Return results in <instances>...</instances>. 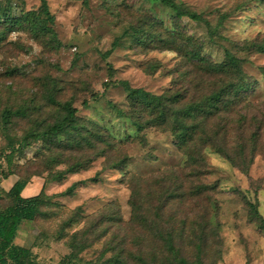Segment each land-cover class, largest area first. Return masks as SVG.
<instances>
[{
  "label": "rangeland",
  "instance_id": "obj_1",
  "mask_svg": "<svg viewBox=\"0 0 264 264\" xmlns=\"http://www.w3.org/2000/svg\"><path fill=\"white\" fill-rule=\"evenodd\" d=\"M47 1L55 16V40L6 21L8 16L39 12L40 0H0V209L11 203L6 192L18 180V176L5 179V175L13 171L27 176L28 163H36L43 147L36 142L20 149L19 143H10V137L20 139L54 122L61 114L60 104L72 101L84 125L93 124L111 133L117 150L127 156V164L112 167L119 154L115 149L111 160L101 157L89 169L69 174L63 182L46 184L45 193L53 196L44 206L45 214L20 226L16 244L32 248L43 264H101L111 256L105 245L111 236L78 252L70 246L71 235L83 229L88 216L104 211L111 202L121 206L124 219L129 221L131 190L125 179L180 168L186 161L171 132L159 128L140 132L128 116L131 101L125 83L161 94L176 83L182 60L175 50L139 43L138 30L144 34L153 22L160 33L175 32L178 27L203 40L205 54L217 62L225 59L227 50L244 55L248 58L245 72L256 89L251 99L263 102L264 54L244 52L238 46L264 37V0H176L202 16V21L190 17L179 20L160 0H90L88 6L74 0ZM155 63L160 65L157 70L151 68ZM110 67L117 85L107 88ZM97 93L99 96L92 99ZM85 100L89 101L87 107ZM7 107L25 113L16 115L11 127L5 129L2 112ZM10 146L18 149L11 168L5 157ZM206 157L204 183L214 187L218 209L212 226L220 242L210 241L203 260L207 264H264V228L253 220L248 205V201L254 203L264 216L263 156L256 157L247 173L211 148ZM48 176L34 177L23 195L40 193ZM73 184H77L73 193L66 194ZM186 256L197 261L198 251L192 248Z\"/></svg>",
  "mask_w": 264,
  "mask_h": 264
},
{
  "label": "trees",
  "instance_id": "obj_2",
  "mask_svg": "<svg viewBox=\"0 0 264 264\" xmlns=\"http://www.w3.org/2000/svg\"><path fill=\"white\" fill-rule=\"evenodd\" d=\"M40 1L39 12L28 11L17 18L8 16L6 21L55 40V16L48 1ZM74 1L85 6L90 2ZM160 1L173 9L179 20L184 17L203 20L176 0ZM147 27L144 34L138 30L137 41L175 50L182 59L178 79L161 94L125 83L131 101L128 116L140 132L148 128L171 132L177 148L186 157L185 164L149 177L130 175L125 183L131 190L132 218L126 221L121 206L111 202L104 211L85 219L83 229L71 235L70 246L82 252L92 242L111 236L105 244L111 256L101 264H207L203 260L205 249L212 239L217 243L220 240L212 226L218 209L214 187L204 183L208 175L206 150L211 148L233 167L247 173L258 155L264 158V101L255 103L251 99L256 89L245 72L248 58L244 55L227 50L225 59L217 62L205 54L203 40L177 26L175 32L165 33L159 32L155 22ZM238 47L244 52L264 54V37ZM159 66L155 63L151 68L157 70ZM109 75L107 88L117 85L112 79V67ZM98 96L94 94L92 99ZM50 101L56 102L53 97ZM60 105L61 114L54 122L33 129L20 139L9 136L10 143H19L20 149L36 142L43 143V147L38 150L36 163H28L27 176L10 171L4 177L15 175L18 180L6 192L12 198L11 203L0 209V264H43L32 248L15 241L25 221H34L45 214L44 206L53 196L45 193L46 184L63 182L69 174L89 169L101 157L109 161L118 149L111 133L93 124L84 125L72 101ZM83 105L89 106V101L85 100ZM24 113L5 108L2 112L5 129L11 127L16 115ZM10 148L5 156L9 168L18 150L15 146ZM117 151L112 167H123L128 158L121 149ZM60 165L66 167L56 169ZM44 173L49 176L45 177L42 191L35 196H23L32 179L43 177ZM76 186L69 187L66 194H72ZM248 205L253 220L264 228V216L254 203L248 201ZM192 248L198 251L197 261L186 256Z\"/></svg>",
  "mask_w": 264,
  "mask_h": 264
},
{
  "label": "crops",
  "instance_id": "obj_3",
  "mask_svg": "<svg viewBox=\"0 0 264 264\" xmlns=\"http://www.w3.org/2000/svg\"><path fill=\"white\" fill-rule=\"evenodd\" d=\"M13 176H15V175H13ZM10 177H12V176H10ZM17 177V176H16ZM6 181V180H5ZM39 194V193H38ZM24 196V195H23ZM19 233V232H18ZM15 243H16V241H15ZM21 246H24V245H21ZM40 259V258H39Z\"/></svg>",
  "mask_w": 264,
  "mask_h": 264
}]
</instances>
